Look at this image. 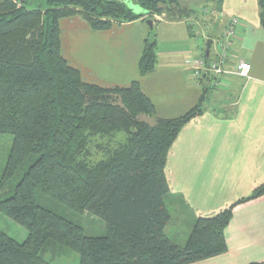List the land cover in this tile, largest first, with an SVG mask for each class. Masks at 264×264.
I'll return each mask as SVG.
<instances>
[{
  "label": "trees",
  "instance_id": "16d2710c",
  "mask_svg": "<svg viewBox=\"0 0 264 264\" xmlns=\"http://www.w3.org/2000/svg\"><path fill=\"white\" fill-rule=\"evenodd\" d=\"M28 1L0 0V133L14 136L0 194L19 176L0 210L28 230L22 243L0 230V264H52L44 257L52 247L77 251L80 264H190L225 253L235 207L263 196L264 183L197 218L182 246L165 232L171 220L168 153L182 129L206 111L213 86L204 84L198 103L183 115L159 118L139 81L88 83L62 54L63 18L80 16L94 30H107L115 22L154 21V15L185 19L196 10L183 0H44L37 8ZM222 2L216 0L217 10ZM258 3L264 28V0ZM156 65L157 39L150 34L139 73ZM93 146L102 157L93 159ZM52 200L102 218L106 234L87 236L80 224L46 207Z\"/></svg>",
  "mask_w": 264,
  "mask_h": 264
},
{
  "label": "crops",
  "instance_id": "0c3cea01",
  "mask_svg": "<svg viewBox=\"0 0 264 264\" xmlns=\"http://www.w3.org/2000/svg\"><path fill=\"white\" fill-rule=\"evenodd\" d=\"M186 6L196 10L190 17H199L198 26H190V17L179 20L165 14L156 15L153 32L142 19L115 22L107 30H94L80 16L60 20L62 54L84 81L125 87L137 80L159 118L183 115L198 103L204 84L213 86L206 111L182 129L168 153V207L176 216L170 212L165 232L181 246L197 218L220 212L264 183V28L258 0H223L218 18L200 13L202 6ZM230 15L240 22L226 72L202 81L186 60L201 57L207 40L223 35ZM150 34L157 39V65L141 75L139 62ZM214 51L213 43L211 54ZM241 60L252 66L248 78L234 73ZM154 122L151 117L148 123ZM187 221L185 239L171 237L170 223L180 227ZM226 237L225 253L190 264L263 261L264 195L235 207Z\"/></svg>",
  "mask_w": 264,
  "mask_h": 264
},
{
  "label": "rangeland",
  "instance_id": "374dc122",
  "mask_svg": "<svg viewBox=\"0 0 264 264\" xmlns=\"http://www.w3.org/2000/svg\"><path fill=\"white\" fill-rule=\"evenodd\" d=\"M44 0H29L27 6L30 8H37L44 4ZM183 6L190 5L192 8L199 7H213V0H184L182 2ZM187 7V6H186ZM197 13V12H196ZM156 15H154V19ZM150 28V29H149ZM148 29L151 30L150 25ZM149 116L141 115V119L146 122H150ZM100 141V140H99ZM103 142V141H100ZM14 143V136L10 133H0V178L4 176V172L7 166L8 157L11 152L12 146ZM93 159L102 157V152L99 148L93 146ZM19 181V176H16L12 179L4 191L0 194V200L12 196L14 194L15 187ZM46 207L57 211L60 215L77 222L84 228V232L87 236H104L106 234V224L104 220L92 213L79 214L76 213L67 207L61 205L59 202L52 200L46 204ZM170 212L172 213L173 218H175V212L170 206ZM175 222V221H174ZM171 237H177V240H184L187 234L190 231V227L187 221V225L177 226L175 223L169 225ZM0 230L6 232L12 238L18 242H24L28 237V230L26 227L20 223L13 220L7 214L0 210ZM52 264H80V255L77 251L72 250L67 247H52L49 249L46 255L44 256Z\"/></svg>",
  "mask_w": 264,
  "mask_h": 264
},
{
  "label": "built area",
  "instance_id": "2783aa9c",
  "mask_svg": "<svg viewBox=\"0 0 264 264\" xmlns=\"http://www.w3.org/2000/svg\"><path fill=\"white\" fill-rule=\"evenodd\" d=\"M203 15H210L218 18L220 11L213 7H203L200 11ZM240 19L235 15L228 16L227 23L223 32V35L218 40H213L215 45V51L207 57L205 55L206 48L203 49L202 55L199 58H189L186 60L187 65L193 69L196 75L202 78L205 74L213 76H219L226 72L224 65L229 57V50L232 44ZM188 23L191 26H198L200 19L198 16L190 17ZM215 41V42H214ZM252 66L249 62L239 61L234 71L235 74L248 78L251 72Z\"/></svg>",
  "mask_w": 264,
  "mask_h": 264
},
{
  "label": "water",
  "instance_id": "95a60500",
  "mask_svg": "<svg viewBox=\"0 0 264 264\" xmlns=\"http://www.w3.org/2000/svg\"><path fill=\"white\" fill-rule=\"evenodd\" d=\"M131 5L135 9V11H142L138 6H136L134 4H131ZM146 22L148 25H150L151 28L153 27L154 21L152 19H148ZM212 44H213V39H208L207 43H206V54H207V56L210 55V50H211Z\"/></svg>",
  "mask_w": 264,
  "mask_h": 264
}]
</instances>
